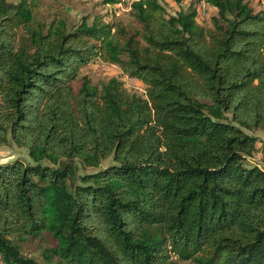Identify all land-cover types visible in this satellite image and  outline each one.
<instances>
[{"label": "trees", "instance_id": "obj_1", "mask_svg": "<svg viewBox=\"0 0 264 264\" xmlns=\"http://www.w3.org/2000/svg\"><path fill=\"white\" fill-rule=\"evenodd\" d=\"M33 2L0 0V148L28 160L0 164V263L264 264V11L133 0L125 24ZM95 58L143 93L77 77Z\"/></svg>", "mask_w": 264, "mask_h": 264}, {"label": "rangeland", "instance_id": "obj_2", "mask_svg": "<svg viewBox=\"0 0 264 264\" xmlns=\"http://www.w3.org/2000/svg\"><path fill=\"white\" fill-rule=\"evenodd\" d=\"M12 2L13 0H7ZM33 11L37 13V19H42L46 16V11H53L55 7H62L66 10V14L69 18L76 21L84 15L101 14L102 18L107 23H113L115 21H121L125 24L129 22L127 16L128 5L133 0H120L118 4H106L103 5V0H33ZM255 12L264 11V0H244ZM158 2L164 7L168 15H174L178 10H185L194 0H181L180 3L175 0H158ZM194 6V5H193ZM196 16L195 21L203 28H208L210 25V17L214 15L215 10L205 4L204 1H200L195 5ZM264 26V25H263ZM86 76L89 78L93 85L115 77L119 79L125 90L129 92H135L138 95L143 93V86L132 78H128L122 75L119 69L113 65L105 64L98 59H92L87 62L82 68L79 69L77 77ZM248 134L256 138L255 148L256 153L249 159L250 163L256 164L258 167L262 166L260 160V149L262 143H264V134L261 130L257 129L249 131ZM13 160H19L23 163H27V157L24 149L16 148L14 145L9 144L6 147L0 148V164L11 162ZM110 164L109 160H105L100 164V168H105ZM263 167V166H262ZM93 170H87L91 172ZM20 250L23 254L37 259L42 263V256L40 250L37 249L35 242L22 243ZM1 264V263H0ZM178 264H188V262H178Z\"/></svg>", "mask_w": 264, "mask_h": 264}]
</instances>
